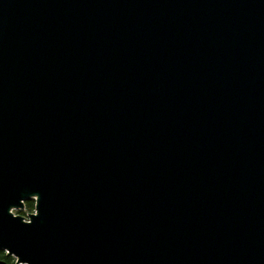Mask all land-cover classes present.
I'll return each mask as SVG.
<instances>
[{
	"label": "water",
	"instance_id": "water-1",
	"mask_svg": "<svg viewBox=\"0 0 264 264\" xmlns=\"http://www.w3.org/2000/svg\"><path fill=\"white\" fill-rule=\"evenodd\" d=\"M0 250L264 264V0H0Z\"/></svg>",
	"mask_w": 264,
	"mask_h": 264
},
{
	"label": "trees",
	"instance_id": "trees-1",
	"mask_svg": "<svg viewBox=\"0 0 264 264\" xmlns=\"http://www.w3.org/2000/svg\"><path fill=\"white\" fill-rule=\"evenodd\" d=\"M34 211V200H27L25 202V208L23 210L16 211L17 215L26 216L29 213ZM0 261H3L7 264H14L15 259L7 255L4 251L0 250Z\"/></svg>",
	"mask_w": 264,
	"mask_h": 264
},
{
	"label": "rangeland",
	"instance_id": "rangeland-1",
	"mask_svg": "<svg viewBox=\"0 0 264 264\" xmlns=\"http://www.w3.org/2000/svg\"><path fill=\"white\" fill-rule=\"evenodd\" d=\"M15 212V214H16V211H14Z\"/></svg>",
	"mask_w": 264,
	"mask_h": 264
}]
</instances>
